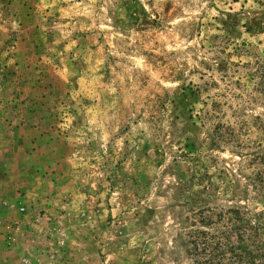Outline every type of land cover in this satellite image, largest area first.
Segmentation results:
<instances>
[{"label": "rangeland", "instance_id": "rangeland-1", "mask_svg": "<svg viewBox=\"0 0 264 264\" xmlns=\"http://www.w3.org/2000/svg\"><path fill=\"white\" fill-rule=\"evenodd\" d=\"M263 148L264 0H0V264H191Z\"/></svg>", "mask_w": 264, "mask_h": 264}, {"label": "trees", "instance_id": "trees-1", "mask_svg": "<svg viewBox=\"0 0 264 264\" xmlns=\"http://www.w3.org/2000/svg\"><path fill=\"white\" fill-rule=\"evenodd\" d=\"M251 154L256 166L249 183L256 193L264 195V148ZM203 175L207 176L201 187L205 195L215 194L208 191L211 185L230 192L232 184L221 177L228 175L226 168L217 170L219 184L213 183L210 175ZM247 214L248 210L235 205H204L185 216L189 227L182 232V239L188 245L191 264H264V211H254L252 218Z\"/></svg>", "mask_w": 264, "mask_h": 264}]
</instances>
